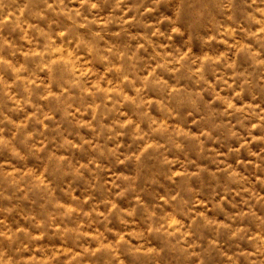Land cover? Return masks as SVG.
<instances>
[{"label":"clouds","instance_id":"9594fccd","mask_svg":"<svg viewBox=\"0 0 264 264\" xmlns=\"http://www.w3.org/2000/svg\"><path fill=\"white\" fill-rule=\"evenodd\" d=\"M0 264H264V0H0Z\"/></svg>","mask_w":264,"mask_h":264}]
</instances>
